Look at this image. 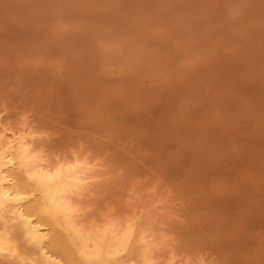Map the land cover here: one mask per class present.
Segmentation results:
<instances>
[{"label":"rangeland","instance_id":"obj_1","mask_svg":"<svg viewBox=\"0 0 264 264\" xmlns=\"http://www.w3.org/2000/svg\"><path fill=\"white\" fill-rule=\"evenodd\" d=\"M0 133L82 168L81 230H130L155 264H264V0H0ZM26 240L0 259L36 264Z\"/></svg>","mask_w":264,"mask_h":264},{"label":"bare ground","instance_id":"obj_2","mask_svg":"<svg viewBox=\"0 0 264 264\" xmlns=\"http://www.w3.org/2000/svg\"><path fill=\"white\" fill-rule=\"evenodd\" d=\"M32 155L23 137L0 133V253L26 256L30 253L28 239L40 250L36 264H123L122 253L131 257L137 249H144H136L132 233L125 228L122 232L114 226L93 232L79 229L70 194L80 188L82 168L69 164L45 170ZM12 221L14 228L9 226ZM18 232L24 242L18 240ZM147 249L136 252L140 261L135 264H155Z\"/></svg>","mask_w":264,"mask_h":264}]
</instances>
